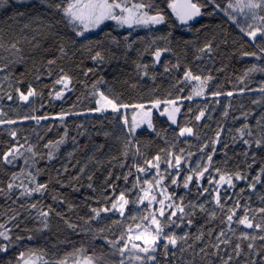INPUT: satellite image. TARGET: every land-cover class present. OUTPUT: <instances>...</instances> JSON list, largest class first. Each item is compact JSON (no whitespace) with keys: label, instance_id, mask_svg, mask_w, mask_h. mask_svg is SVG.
<instances>
[{"label":"snow or ice","instance_id":"obj_1","mask_svg":"<svg viewBox=\"0 0 264 264\" xmlns=\"http://www.w3.org/2000/svg\"><path fill=\"white\" fill-rule=\"evenodd\" d=\"M164 2L187 31L207 33L195 49V61L207 57L211 62L221 44L228 43L211 22L200 23L203 17L222 14L239 29L253 47L252 51L242 49L240 58L259 62L251 63L237 77L242 87L227 92L208 90L214 79L211 70L197 65L199 71H194L173 47L174 43L183 42L187 47L192 42L177 40L170 31L160 35L153 31L168 22L158 0H36L43 12L29 11L32 0H0V101L32 107L36 98L44 100L43 88L29 82L22 89L24 80L15 78V67L29 61L37 83L51 81L43 85L48 88L49 102L66 100L67 94L75 91L77 80L61 62L74 61L79 54L91 61L88 67L81 60L76 68L85 78L79 81L86 90L84 99L94 105L79 111L77 105L83 101L77 97L70 108L59 113L36 115L33 108L17 118H9L0 107V128L8 126L12 141L6 150H0V257L7 258L0 264H104L102 257L95 252L88 254L83 244L75 247L67 237L62 241L57 237L51 253L44 246L31 245L38 239L49 242L53 218L72 235L89 238L93 249L99 240L111 256L119 257L118 264H264V79L256 80L257 74L264 77V0ZM55 14L59 20L52 18ZM106 22H112L114 28L91 39L89 34L102 30ZM198 23L199 28L195 27ZM141 29L146 30L144 36L138 34ZM133 51L135 58L129 55ZM166 54L174 59H164ZM145 56L151 59L145 61ZM113 64L128 77L123 83L129 89L150 81L149 90L155 93L161 80L169 84L166 95L124 102L104 75ZM122 65H130L132 71L125 73ZM4 83L10 91L4 90ZM186 88L189 91L184 95ZM236 95L247 96L250 106L241 103L239 114L233 115L236 109L229 100L221 117L230 119L231 126L220 122L211 137L202 135L198 129L209 127L206 121L215 111L209 104L219 105L217 98ZM196 98L205 101L203 107L194 109L190 103L182 113L184 101ZM40 107L46 105L41 103ZM109 113L120 126L119 135L104 128ZM87 114H99L100 127L93 125L89 131L77 124L76 135L70 137L68 118ZM182 115L186 117L184 124L179 122ZM156 117H163L167 127L158 128ZM50 120L59 123L49 125L47 131L63 128V133L42 146L43 135L36 134L33 141L13 127L25 121L41 127L42 121ZM237 121L241 122L238 127ZM143 132L164 140L166 147L146 156L138 139ZM94 135L102 136L105 143L96 144ZM69 137L72 149L66 159H74L78 151L85 150V161L76 160L74 172L69 169L71 161L61 162L59 168L52 164L59 160ZM79 137H85L87 143L81 145ZM112 138L119 142V155L107 159V175L98 188L90 165L105 167L102 157ZM193 141H202L195 145V151ZM217 155L222 157L219 162L214 159ZM41 162L44 167H40ZM116 168L124 171L117 174ZM41 176L48 179L41 181ZM85 179L94 195L84 197L90 202L81 215L79 205L61 190L79 192ZM121 180L123 187L117 183ZM105 220L110 223L105 224ZM60 244H73V250L61 254Z\"/></svg>","mask_w":264,"mask_h":264},{"label":"trees","instance_id":"obj_2","mask_svg":"<svg viewBox=\"0 0 264 264\" xmlns=\"http://www.w3.org/2000/svg\"><path fill=\"white\" fill-rule=\"evenodd\" d=\"M158 3H160L161 7H163L167 17L168 22L166 24L158 26L157 30H153L156 32L157 35L160 34H166L169 31L172 33L173 37H175L177 40H183V41H190L192 43H189L187 47L183 42L180 44H173V47L177 50V54L181 56L182 59L186 60L187 63H189L194 71H199L197 68V65H206L208 69L211 70L212 75L214 76V79L211 81L209 91H215L220 90L222 92L227 91H233L238 87H242L243 85H240L237 77L242 75L243 71L253 62L259 63L258 61H253L251 58H240V52L242 49L252 51L253 47L252 45L247 43V38L243 37L242 33H240L239 29L232 24L230 21H228L222 14L216 16L215 18H209L207 16L203 17L200 20V23L207 24L209 22L212 23L213 28L218 32L221 33V38L227 37L228 43L227 45L221 44L219 49V54L214 57V59L210 62L207 57H205L204 61H195V49L198 45H200L204 39L207 33L204 35L196 33L193 31H187L184 26L179 24V21L176 20L175 16L171 13V10L167 9V5L164 2V0H158ZM29 11L34 12H43L44 8L36 3V0H32V3L28 5ZM50 11V10H49ZM51 14V13H50ZM54 20H59L60 16L59 14H55L52 16ZM61 28H63V25H60ZM195 27L199 28L200 24H196ZM114 28V24L112 22H106L105 25L101 26V29H98L95 33L89 34L90 38L95 40L98 38H101L104 36V34ZM123 31V30H120ZM113 35H116V31H112ZM138 34L140 36H144L146 34V30H138ZM130 57L135 58L137 53L135 51L131 52ZM145 61H149L151 59L150 56L144 57ZM164 59H174L173 56L170 54H166ZM81 60H83L84 66H91V61H89L85 56L81 57L79 54L74 58V61H63L61 62L67 70L72 72L77 82L75 83V91L70 92L67 94V99L64 101H51L48 100V88H44V84H50V80H44L41 83H37L33 79V70H32V64L31 61L27 65H17L14 69L15 78H21L24 80V83L21 85V88L24 89L27 87V84L29 82H32L34 86L38 88H43L44 93V100L41 101L39 98H36L34 105L30 107L29 105H25L20 102H13V101H7L6 99L4 101H0V107H3L4 111L8 113L9 118H17L22 117L25 114H29L32 112L33 108L36 109L35 114L40 115L42 113L47 112L49 115H53L56 113H59L62 109L67 110L70 108V106L76 102L77 97H80L83 101L82 103L77 105V110L83 111L88 107L94 106L89 102V100L84 99V95L86 93V90L83 88L82 84L79 81L85 80V78L81 75L80 69L76 68V63H79ZM124 68V72H131L132 68L130 65H122ZM223 69L222 71H218V69ZM157 71H161V69H157ZM21 74H24L23 76ZM106 79L109 82V86L113 88V91L116 94H122L121 99L124 102H131V103H137L141 101H147L150 98H153L154 96H164L167 93V90L169 88V84L167 81H161L158 80L157 83L161 84L160 89L152 93L150 88V81H146L141 86L137 87L136 89H129L123 81L127 79L128 77L125 74H122L120 70L117 68L115 64L109 67L108 71L104 74ZM119 77V79H114V77ZM54 78V77H53ZM264 79V77H261L259 74L256 75V80ZM88 83H91V80L88 81ZM255 87V85H252ZM4 90L10 91L11 89L8 87L7 83H4ZM189 89L186 88L184 95H187ZM176 93L173 92V95ZM213 98L209 97V100ZM221 101L219 105L215 104H209V109L215 108V111L212 112V119L206 121L209 125L207 129L200 128L198 129L202 135H206L207 137H211L213 135L214 130L217 127V124L220 122L225 123L227 126H231V120H222L221 112L223 108L227 105L228 101L231 100L234 104V107L236 111H234L233 115L239 114V106L241 103H243L246 107L250 106V101L248 100L247 96H240L236 95L232 98H227L225 96H221L217 98ZM41 103H44L46 107L41 108ZM191 103L192 107L195 109L197 105L200 107H203L205 101L201 98H196L194 102H188L184 101L185 107L182 108V113L186 112L187 106ZM12 109H15V111H12ZM196 114L195 112L192 114ZM99 114H87L81 117H69L66 121V124L69 128L70 137L72 135H76L75 132V125L77 124H83L86 129L89 131H92L93 125L96 126V128L100 127V122L98 119ZM185 115H182L179 118V122L181 124L185 123ZM58 121H42L41 127H36L34 121H25L21 124L15 125L13 127H17L20 129V135L21 136H28L33 141H35L36 134L43 135L45 137L44 141H41V146L44 142H46L49 139H55L59 135L63 133V128L56 129L54 128L53 131L48 132L47 127L49 125L58 124ZM155 123L158 128L161 126L167 127V124L165 123V119L163 117H156ZM193 123H195L193 121ZM205 123V121H201V124ZM241 122L237 121L236 126L238 127ZM7 127L3 126V128H0V150H6L7 146H9L12 141L7 133ZM33 128H35V133L33 132ZM104 128L112 131L114 134L119 135L121 132L120 126L115 122L113 119V115L111 113L108 114L107 119L104 120ZM69 137L68 143H66L64 146L61 147L60 150V158L59 160H55L52 162L53 166L55 168H59L61 162L63 163H69V169L70 172H74L75 170L72 168V165L75 164L76 160H80L81 163L85 161V150L81 149L78 151L75 155V158H67V153L71 151L72 145L71 140ZM168 138L171 140V129H169ZM79 142L81 145H84L87 143V139L85 137H79ZM92 139L96 144L105 143V140L102 136H93ZM138 139L140 141V149L141 151L148 157L154 156L161 148L166 147L164 140L158 139L152 135H150L148 132H143L141 135L138 136ZM23 142V141H21ZM202 141H193V151L196 150L195 145L198 143H201ZM107 145L110 147L105 148V155L102 157V160L105 162V167L97 169L95 167H92L90 165V172L94 173V184L99 188V186L103 183L105 176L107 175V159H109L111 156L119 155V142H117L114 138L109 139L107 141ZM183 146V145H180ZM91 150V145H89V151ZM231 154V153H230ZM195 159V157H193ZM216 161H220L222 157L220 155H217L214 157ZM231 163V162H230ZM44 163L41 162L40 167H44ZM18 170V169H14ZM121 171H124L122 169L116 168L115 172L119 174ZM55 173L53 172V176ZM6 179V177H5ZM41 181L48 179L47 176H41ZM130 180L133 179L132 177L129 178ZM120 187H123V181L117 182ZM87 181L84 180V186L81 187L79 192H74L70 188L62 189L61 191L64 193V195L77 205L79 207L77 208V211L83 215L87 208L85 207V204L90 201H85L84 197L88 196L91 197L94 195L89 189L86 187ZM183 191L182 189L180 190ZM118 195V192H117ZM256 198L253 196V201L255 202ZM3 201L0 200V204H2ZM48 203H51L49 200ZM73 219L76 217L73 216ZM201 223L203 221H200ZM105 224L110 223V221L105 220ZM53 227H52V235L49 237V242L46 244L43 239H38L36 241L30 242L31 245H41L46 248H48L49 252L53 251L51 248L52 243L57 242V237L59 240H64L65 237L69 238L73 241V244L75 247H80L81 244H83L88 251V254H92L95 252V255L97 257H102L104 264H118L119 257L111 256L109 250L107 248H102L100 246L101 242L99 240L95 241L96 247L93 249L92 247V241L89 238H82L80 236H74L72 235L68 230H66L63 226V223L59 221L58 218H53ZM31 226V225H29ZM211 227V225H209ZM109 236H112L111 232L106 233ZM116 235H119V230L116 231ZM73 244H60V252L63 254L64 252H71L73 250ZM11 255V253H9ZM6 257H0V260H5Z\"/></svg>","mask_w":264,"mask_h":264},{"label":"rangeland","instance_id":"obj_3","mask_svg":"<svg viewBox=\"0 0 264 264\" xmlns=\"http://www.w3.org/2000/svg\"><path fill=\"white\" fill-rule=\"evenodd\" d=\"M97 30H98V29H97ZM97 30H96V31H97ZM96 31H94V32H92V33H90V34H93V33H95Z\"/></svg>","mask_w":264,"mask_h":264}]
</instances>
